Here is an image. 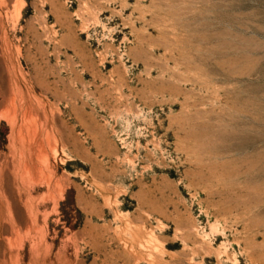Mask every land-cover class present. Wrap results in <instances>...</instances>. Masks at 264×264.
<instances>
[{
    "label": "rangeland",
    "instance_id": "374dc122",
    "mask_svg": "<svg viewBox=\"0 0 264 264\" xmlns=\"http://www.w3.org/2000/svg\"><path fill=\"white\" fill-rule=\"evenodd\" d=\"M0 264H264V0H0Z\"/></svg>",
    "mask_w": 264,
    "mask_h": 264
},
{
    "label": "bare ground",
    "instance_id": "6f19581e",
    "mask_svg": "<svg viewBox=\"0 0 264 264\" xmlns=\"http://www.w3.org/2000/svg\"><path fill=\"white\" fill-rule=\"evenodd\" d=\"M7 105V104H6Z\"/></svg>",
    "mask_w": 264,
    "mask_h": 264
}]
</instances>
